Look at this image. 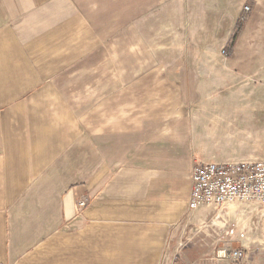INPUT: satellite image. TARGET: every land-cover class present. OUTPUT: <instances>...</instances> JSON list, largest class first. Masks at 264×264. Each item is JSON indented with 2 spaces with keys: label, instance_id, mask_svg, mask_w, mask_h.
Listing matches in <instances>:
<instances>
[{
  "label": "crops",
  "instance_id": "obj_1",
  "mask_svg": "<svg viewBox=\"0 0 264 264\" xmlns=\"http://www.w3.org/2000/svg\"><path fill=\"white\" fill-rule=\"evenodd\" d=\"M74 6H117L128 25L106 46L99 32L73 30L74 16L88 21ZM0 8V264H215L228 249V205L188 209L190 173L227 160L202 151L197 121L224 93L228 104L248 97L264 0ZM170 53L179 57H154Z\"/></svg>",
  "mask_w": 264,
  "mask_h": 264
},
{
  "label": "rangeland",
  "instance_id": "obj_2",
  "mask_svg": "<svg viewBox=\"0 0 264 264\" xmlns=\"http://www.w3.org/2000/svg\"><path fill=\"white\" fill-rule=\"evenodd\" d=\"M244 6H248L249 10H244ZM244 6V12L252 10L248 3ZM116 7L74 6V12L82 15L88 21H83L82 24L77 21L76 17L78 16H74L73 30L99 32L105 36L106 46H110L112 36L128 25L116 21L115 18L118 13ZM2 9L0 8V14ZM40 9L42 8L32 7L29 8L30 11L27 9L25 13L36 14ZM126 12H128L127 9ZM239 20L244 22L243 18ZM61 24L66 23L59 21L58 27ZM4 25L7 24H0V27ZM232 52L233 49L227 53L226 48H221L220 53L223 56H229ZM154 57L163 61L166 59L171 61L179 56L170 53L169 55ZM258 59L259 62L251 69L255 72L254 75H250L253 82L250 83L252 86L248 88V97L229 98L232 102L228 104V93H224L220 97L219 101L221 102L218 101L211 106L208 103L201 105L205 109L199 111L202 118L197 121V127L200 128L198 139L202 151L208 156H213L220 161L264 159V55H260ZM261 59H263L262 62ZM79 121L78 118L76 122L79 123ZM128 121L126 125H129ZM198 162L206 161H197L194 164ZM81 201H85L83 208L86 207L88 203L86 200H78V207ZM226 205H228V248H244L252 264H264V214L262 206L255 202L244 201H235ZM211 211L218 214L221 210Z\"/></svg>",
  "mask_w": 264,
  "mask_h": 264
},
{
  "label": "built area",
  "instance_id": "obj_3",
  "mask_svg": "<svg viewBox=\"0 0 264 264\" xmlns=\"http://www.w3.org/2000/svg\"><path fill=\"white\" fill-rule=\"evenodd\" d=\"M244 10L249 7L244 6ZM190 181V210L244 201L260 204L264 214V159L198 162L192 167ZM79 205L84 206L85 201ZM216 257L215 264H250L246 251L240 247L218 250Z\"/></svg>",
  "mask_w": 264,
  "mask_h": 264
},
{
  "label": "trees",
  "instance_id": "obj_4",
  "mask_svg": "<svg viewBox=\"0 0 264 264\" xmlns=\"http://www.w3.org/2000/svg\"><path fill=\"white\" fill-rule=\"evenodd\" d=\"M243 23L244 22L242 20H239L237 22L235 30H234V33H233V35H232V37H231V39H230V41L228 43V47L226 49L227 53L231 52L232 49L234 48V46H235V44H236V42H237V40L239 38L240 31H241V29L243 27Z\"/></svg>",
  "mask_w": 264,
  "mask_h": 264
}]
</instances>
